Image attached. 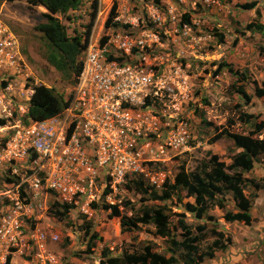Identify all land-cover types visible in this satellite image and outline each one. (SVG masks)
<instances>
[{
    "label": "rangeland",
    "instance_id": "rangeland-1",
    "mask_svg": "<svg viewBox=\"0 0 264 264\" xmlns=\"http://www.w3.org/2000/svg\"><path fill=\"white\" fill-rule=\"evenodd\" d=\"M94 1L83 0L77 10L86 11V18L76 13L58 16L70 37L83 40ZM118 4L126 5L129 22H107L100 36L102 40L104 34L119 33L143 41L144 47L133 49L131 58H146L144 66L152 72L156 86L150 105L142 111L149 123L143 137L153 153L140 163V171L127 173L116 185L114 205L106 200L107 192L113 191L108 187L103 192L99 186L100 198L87 211H82L80 203L67 212L50 194L38 196L37 203L29 206L34 202L32 191L17 184L30 163L20 151L11 150L14 125L27 122L30 91L42 85L66 99L74 75L59 73L46 60L42 34L35 29L46 11L29 7L26 0H0V22L18 39L23 59L15 76L0 71V97L9 111L8 115L0 111V222L12 206L5 196L9 192H18L29 206L22 217L25 227L20 243L0 253V264H41L39 255L48 254L58 264H103L105 249L113 258L124 253L147 258L149 252L169 264H186L185 251L178 244L185 240L196 248L195 262L188 264H264L261 158L251 171H237L244 195L252 200L253 220L248 226L225 221L226 213L238 212L231 193L218 195L221 203L211 205L200 218L187 211L195 201L181 188L167 200L150 197L152 191L160 196L179 173L190 174L203 164L218 162L229 173L233 157L241 152L234 144L235 135L264 141V129L255 128L264 122V98L256 93L264 94V0H126ZM240 89L248 98L238 93ZM113 206L120 216H113ZM151 210L164 215L167 236L160 235ZM54 212L62 219H56ZM147 212L146 223L139 222ZM122 220L135 221V228L121 229ZM36 229L57 234L59 241L48 240L46 251L39 252L29 239ZM216 244L225 245V250ZM210 252L213 257H206Z\"/></svg>",
    "mask_w": 264,
    "mask_h": 264
},
{
    "label": "built area",
    "instance_id": "built-area-1",
    "mask_svg": "<svg viewBox=\"0 0 264 264\" xmlns=\"http://www.w3.org/2000/svg\"><path fill=\"white\" fill-rule=\"evenodd\" d=\"M118 1L126 0H97L81 70L63 111L39 122H17L13 127L11 151H20L17 153L30 163L28 173L17 184L18 188L25 184L32 191L34 202L29 206L37 203L38 196L50 194L60 204L82 203V211H87L90 203L100 198L99 186L103 192L108 187L113 191L106 197L112 206L116 185L127 173L140 171V163L153 153L143 137L144 126L149 123L142 114L156 94L152 90L153 74L146 71L145 57L131 58L133 49L144 47L143 41L107 33L102 43L100 36L107 22H129L126 5L120 7ZM77 14L86 18V11ZM85 39L84 34L83 42ZM21 61L18 39L0 22V71L13 77L20 71ZM0 98V111L8 115L4 97ZM5 196L12 206L0 222V253L18 247L25 227L22 217L29 209L18 192ZM29 239L39 252H45L47 241L57 243L59 236L36 229ZM39 258L41 264H58L50 254Z\"/></svg>",
    "mask_w": 264,
    "mask_h": 264
},
{
    "label": "trees",
    "instance_id": "trees-1",
    "mask_svg": "<svg viewBox=\"0 0 264 264\" xmlns=\"http://www.w3.org/2000/svg\"><path fill=\"white\" fill-rule=\"evenodd\" d=\"M160 0H154L155 3H159ZM29 7H41L46 12L41 13V21L35 28L42 34V40L46 49V60L56 71L61 74L74 75V80L79 74L82 66V57L88 42L90 30L97 11V2L92 4L91 20L86 26L85 42L81 40L80 36L70 37L66 31L65 26L61 23L60 17H65L70 11L78 10L83 3V0H26ZM251 4L248 8L254 6ZM186 18V17H185ZM65 75V77H66ZM70 75V76H71ZM64 76V75H63ZM238 93L242 97L248 98L244 90H238ZM258 97H263L264 94L261 91H257ZM66 101L63 97H59L55 93L54 89L46 88L45 86H35L33 93L27 105L26 120L43 121L60 114L66 106ZM255 125V124H254ZM257 131L264 129V122L256 124ZM235 146L241 149V152L233 157L232 163L228 166L227 173L225 168H221V164L218 162H211L210 164H203L195 172L185 174L184 172L176 175L173 185L166 184V190H163L161 195H157L155 191H152L150 197L152 200H167L171 198L173 194L177 192L179 188L186 191L189 197H192L195 201V206H187V211L195 213L196 217H202L205 211L212 205L218 206L221 203L217 199L218 195L224 193H231L233 200L236 204L238 212L226 213L224 219L227 222H239L245 225L252 223L250 214L252 200L243 193V180L241 174L237 171L249 172L253 168V164L260 161V158L264 162V141L252 140L250 137L235 135L232 137ZM150 189V188H148ZM57 204L66 206L64 209L68 212L71 210V206L67 204ZM113 216H120L116 207H112ZM153 214V222L158 226L161 236H167L169 234V228L167 220L160 210H151ZM53 215L56 219L61 220L62 215L58 212H54ZM148 212L145 213V217L139 222L146 223L148 220ZM124 217H122L123 219ZM135 221L122 220L121 229L130 227L135 228ZM124 231V230H123ZM130 231V230H126ZM229 241V240H228ZM230 242V241H229ZM179 246L185 251V257L187 258L186 264L189 262H195L196 248L191 245L189 240H185L178 243ZM219 250H225V245L216 244ZM103 256L106 261L103 264H169V261L158 255L135 256V254L124 253L120 257H109V250H103ZM206 257H213V253L210 252Z\"/></svg>",
    "mask_w": 264,
    "mask_h": 264
},
{
    "label": "crops",
    "instance_id": "crops-1",
    "mask_svg": "<svg viewBox=\"0 0 264 264\" xmlns=\"http://www.w3.org/2000/svg\"><path fill=\"white\" fill-rule=\"evenodd\" d=\"M39 8H41V7H39ZM42 10H44L43 8H41ZM45 11V10H44ZM77 11L75 10V11H70L69 13H70V15H75V14H73V13H76ZM11 85H9V87H10ZM13 86V85H12ZM9 89V88H8ZM27 104H28V102H27ZM24 110V109H23ZM26 110H27V106H26Z\"/></svg>",
    "mask_w": 264,
    "mask_h": 264
},
{
    "label": "clouds",
    "instance_id": "clouds-1",
    "mask_svg": "<svg viewBox=\"0 0 264 264\" xmlns=\"http://www.w3.org/2000/svg\"><path fill=\"white\" fill-rule=\"evenodd\" d=\"M76 11H77V10H76ZM93 24H94V21H93ZM93 24H92V26H93ZM72 85H73V84H72ZM71 87H72V86H71ZM31 95H32V94H31ZM31 95H30V96H31ZM29 100H30V98H29ZM28 102H29V101H28ZM147 105H150V101L147 102ZM26 111H27V110H26ZM26 111H25V113H26ZM51 118H52V117H51Z\"/></svg>",
    "mask_w": 264,
    "mask_h": 264
}]
</instances>
